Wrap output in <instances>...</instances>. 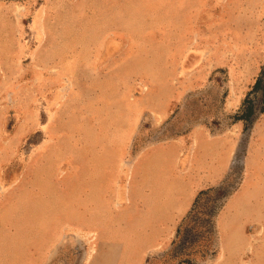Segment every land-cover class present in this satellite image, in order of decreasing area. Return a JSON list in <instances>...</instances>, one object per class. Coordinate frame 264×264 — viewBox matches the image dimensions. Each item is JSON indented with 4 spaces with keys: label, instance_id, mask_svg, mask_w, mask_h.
<instances>
[{
    "label": "rangeland",
    "instance_id": "rangeland-1",
    "mask_svg": "<svg viewBox=\"0 0 264 264\" xmlns=\"http://www.w3.org/2000/svg\"><path fill=\"white\" fill-rule=\"evenodd\" d=\"M264 0H0V264H264ZM253 97V95H252Z\"/></svg>",
    "mask_w": 264,
    "mask_h": 264
},
{
    "label": "trees",
    "instance_id": "trees-1",
    "mask_svg": "<svg viewBox=\"0 0 264 264\" xmlns=\"http://www.w3.org/2000/svg\"><path fill=\"white\" fill-rule=\"evenodd\" d=\"M262 112H264V66L253 86L250 98H246L243 110L236 115L235 120L251 122L257 113ZM234 190L235 188L225 181L222 185L202 190L197 195L191 210L180 223L173 241L174 252L185 254L184 263L195 264L196 258H205L214 252L213 246L218 238L216 219Z\"/></svg>",
    "mask_w": 264,
    "mask_h": 264
}]
</instances>
